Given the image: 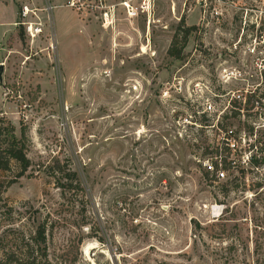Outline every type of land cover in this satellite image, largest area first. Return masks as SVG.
<instances>
[{"label":"rangeland","instance_id":"374dc122","mask_svg":"<svg viewBox=\"0 0 264 264\" xmlns=\"http://www.w3.org/2000/svg\"><path fill=\"white\" fill-rule=\"evenodd\" d=\"M13 2L16 21L0 41V118L17 132L27 124L33 163L68 158L86 200L85 211H68L43 174L6 189L11 203H45L70 220L53 228L38 264H264V0H152L149 21L119 7L107 28L58 8L72 30L57 43L45 12L33 41L19 12L66 0ZM69 9L84 26H72ZM181 22L194 29L177 59L167 49ZM178 77L210 83L216 112L179 104ZM184 113L202 127L177 124ZM224 148L233 161L217 179L203 161ZM11 177L0 171V182ZM82 216L86 226L72 223Z\"/></svg>","mask_w":264,"mask_h":264},{"label":"trees","instance_id":"16d2710c","mask_svg":"<svg viewBox=\"0 0 264 264\" xmlns=\"http://www.w3.org/2000/svg\"><path fill=\"white\" fill-rule=\"evenodd\" d=\"M193 29L194 26H184L183 22L178 25L167 49L169 56L181 58ZM261 96L264 97V93ZM249 129L251 131L252 127L249 126ZM30 143L28 126L23 120L19 122L17 132L12 122L0 118V171L12 173L10 179L0 182V264H38L40 259L47 257V238L53 228L70 221L65 216H55L54 211L47 209L45 203L37 206L29 201L11 203L4 193L21 177L43 174L72 209L68 208V211L73 212L77 205H81L80 211L86 210L83 186L68 158L53 155L33 163L27 156ZM226 150L224 148L219 152L225 168L230 163ZM249 162L258 165V158L252 155ZM72 221L79 227L88 224L85 216L73 218Z\"/></svg>","mask_w":264,"mask_h":264},{"label":"built area","instance_id":"2783aa9c","mask_svg":"<svg viewBox=\"0 0 264 264\" xmlns=\"http://www.w3.org/2000/svg\"><path fill=\"white\" fill-rule=\"evenodd\" d=\"M196 1L203 2V5H206L207 3V0ZM64 5L72 8L80 15L94 17L96 20L100 21L101 26L104 28L111 26L115 20L116 14L118 13L119 7L121 10H123L128 18L143 14L149 21L152 12V0H66ZM52 7V4H49L42 8H36V10H33L30 9L27 4L22 5V8L19 12L20 20L18 23L24 26V29L31 41L39 37L43 31L44 21L38 15L37 11L45 12L47 14L46 19L49 20V13ZM48 47L53 48L52 42H50ZM184 85L183 77H178L176 83L173 86V91H177L178 93L177 100L179 104L186 105L190 102L193 103L196 101L197 106L200 105L201 107L200 110H196V114H202L206 116L216 112L217 109L215 107L214 97H217V94L213 92L210 83L194 81L192 84L190 82L185 86ZM168 92L169 91L166 90L161 95L165 96L168 94ZM194 118L195 113L179 114L176 117V122L182 126L186 125V127H202V124L197 123ZM226 134L228 137H230L225 138L226 145L234 148L237 141L236 139L231 138L234 134L233 130H226ZM245 156L249 162L252 154L249 153V156L248 154ZM231 161L233 160H230V163ZM203 164L206 166V171L208 173L214 172L217 179H224L226 172L224 171L225 168L223 167L220 158L215 157L214 162H209L208 160L205 162L203 161Z\"/></svg>","mask_w":264,"mask_h":264},{"label":"crops","instance_id":"0c3cea01","mask_svg":"<svg viewBox=\"0 0 264 264\" xmlns=\"http://www.w3.org/2000/svg\"><path fill=\"white\" fill-rule=\"evenodd\" d=\"M52 8L50 10L49 16H50V22H49V26L51 28V32H52V36H54V39L56 40V43L61 39L62 34H63V30H72L69 29V26H67V24L70 25V23H66L63 20L57 19L56 15H54V9H58V8H67L66 6H62V5H55L52 3ZM71 11L72 14L75 15V13L69 9ZM16 17H17V9L16 6L13 2V0H5V1H1L0 0V41L3 40L6 36L7 33H9L11 31L12 25L15 23L16 21ZM72 26L76 27V26H84V24L82 23V21L77 18V16L75 15L72 18Z\"/></svg>","mask_w":264,"mask_h":264},{"label":"water","instance_id":"95a60500","mask_svg":"<svg viewBox=\"0 0 264 264\" xmlns=\"http://www.w3.org/2000/svg\"><path fill=\"white\" fill-rule=\"evenodd\" d=\"M2 69H3V68H2V65L0 64V72L2 71Z\"/></svg>","mask_w":264,"mask_h":264}]
</instances>
